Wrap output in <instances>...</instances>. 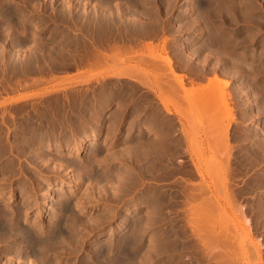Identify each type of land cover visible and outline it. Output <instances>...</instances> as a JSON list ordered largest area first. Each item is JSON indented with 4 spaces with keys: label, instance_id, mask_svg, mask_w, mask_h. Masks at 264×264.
<instances>
[{
    "label": "rangeland",
    "instance_id": "obj_1",
    "mask_svg": "<svg viewBox=\"0 0 264 264\" xmlns=\"http://www.w3.org/2000/svg\"><path fill=\"white\" fill-rule=\"evenodd\" d=\"M11 1L16 6L18 5V8L23 9L24 15L22 14V16H20V22L25 21V24H27V26L29 25V23L32 24L33 22L38 26L35 31L37 36L33 39L34 41H32V38H30L31 34H28L32 30L29 29V27L27 28L26 26V34H23V39L27 41L25 42L24 40L22 44L16 46L14 48V51H18L19 49V52L23 51L22 54H29L31 48H37L38 55L45 56L47 64L49 63L50 67L52 66V68H50V70H45L42 73L27 75L28 77H22L17 74L12 75L10 73V83L9 80H7V88L4 86H1L0 88V129L2 127L1 131L4 130L3 132L0 131V134L2 133L3 135L4 133L3 136L0 135V150H4V152L2 151L0 153V207H3V210L5 207H7L6 211L8 210V212H10L11 210L12 213H14L13 210L20 211L21 224L32 229H38L39 227H41L44 231L43 236L48 235V230L50 229L53 219L52 217H54L58 213L61 201L68 202L71 205L70 213L65 214L66 219H68V217L74 218L76 215V218L78 217V220H82L81 222L88 228V230L91 229V225H97V222H99V220L103 221L109 218V223L105 225L104 229H102L101 231L94 230L88 235L86 244L84 245L85 247L83 248L82 254L79 257L80 259L85 256V252H87V250L91 249L92 247H99L101 245H104L109 240V238H111V236L112 238H114L113 240H115V242L132 236V238L128 239H131L132 242L134 241L133 243L137 248V252L133 257H131V259L133 260H130V264H196L194 263L192 258L193 247L197 243L199 244V240L195 235H193L194 233L191 230L192 226L190 227V225H192L191 223H195L194 221L196 220H192L194 216L192 215V213H190V210H188L189 206L187 208L188 204L186 205V203L187 201H189L190 197L197 193L196 187L204 185V189L206 188L208 190L205 193L208 194V192H210L209 195L211 194L213 200L211 199V196L210 199L212 201H215L222 208L224 214L229 220V224L233 226L231 228L229 226V229H232L235 235H232V231L230 230L231 234H228L230 236H227V240H231V238H235L237 240L236 235L239 232L238 237H241L243 231L246 233L243 235L245 237H248V231L246 229L245 223H242L243 220L241 221L239 218H236V216L233 215L231 209L228 208L224 203V200L220 195L222 191L219 194V191L217 192V190H215L216 188H213V185L216 184V182H214V178L217 177V182L219 183L223 182V179L220 175V171H222V168L221 166H219V169H216L215 166V163L218 164L220 160L223 159V156H221L220 159V155L222 153H220L221 151L218 148V145H216L215 143V145L213 146V141H208V139H210V136L208 137L207 133L209 135V132L204 129L207 136V140L205 141L204 135L202 134L201 130H199L200 128H204L203 125H201V121L200 123L198 122L200 119L196 121L189 115L187 111L177 113L172 106H169L170 112H167L163 109L157 97L159 87H154L155 84L153 83V78H151L150 75L162 73L160 74L162 75V80L167 81L174 88L178 89V96H175L177 99L183 97V89H180L179 91V87L175 83H173V81H171V76L169 79H167L169 75H172V80H175L174 75H183L184 89H199V87L201 86L203 87L205 85H208L211 79L217 76L218 78H221V80L229 82L228 91L233 97V108L235 110L234 114L240 117L241 113L243 112L242 105L244 104V107L249 108V104L247 103V101H244L242 98V102L239 103L236 98V86L241 79V76H247L250 81L254 80V84L257 82L255 84V89L257 88V90L253 88L254 93L258 91V94L261 93L259 97L264 96V0H24L27 3H25L23 0ZM101 1L103 2V4ZM21 2L22 4H20ZM99 3L101 6H104L103 8H105L107 12H109L111 16L110 20L107 21L104 18L97 17V12H99L100 10L98 6ZM127 6H131V8H128ZM33 9H35V11ZM131 9L133 11H131ZM126 10H130V15L131 13H133V16L127 18L125 16ZM25 19H27V21ZM16 24H11L10 22L8 23L7 21H4V19L0 18V47L2 46L3 48H5L6 52L9 51L10 48L11 50L13 49L12 42L14 41L16 32L18 33V31H21L20 29H18V25V27L15 26ZM148 31L150 32V35L146 34ZM25 35H28L30 39L26 38L27 36ZM144 43H146V45ZM148 44L156 46L159 50H161L162 46L165 47L168 55L171 57L172 61H174V74L169 73L166 70L165 65H163L165 68L163 69L164 73H166L165 76H167V78H164L162 68L155 69V67H163L162 65L158 64V66H156V63L163 64V61H156L154 59L152 61V59L148 58L145 55L146 51L144 50ZM96 47H98V49H101V52L106 55L117 53L116 48L120 49L118 57H120L122 61H125V59L129 61L128 62L126 60L123 65L120 64L122 69L124 67L127 68L135 64L140 68L144 67L148 75L150 74V81L151 83H153V86L151 84L152 87L148 88L138 84L137 81L130 78H116V74L121 71L120 69H118L119 71H113L110 68L104 67L102 65H100L102 67H99V65H97L95 67L99 68H95L94 70H92L93 66H90L92 68L90 69L89 66L83 65V63L81 62H85V64L90 63L89 50ZM61 50L62 52H60ZM63 50H66L67 52L65 51V53L63 52ZM109 50L111 51V53ZM141 50L144 51L143 54ZM189 54H191V56ZM123 57L124 60L122 59ZM139 57L141 59H139ZM147 59H149L150 61ZM153 62L155 63L154 67L152 66ZM78 64L79 66H77ZM250 64H252L253 66H250ZM84 66L87 67L86 70ZM242 66H246L247 68H243ZM241 68L243 69L241 70ZM249 68L251 69V72ZM89 70H92V73H90L91 71ZM84 71L85 73L89 72L90 74L86 76L84 74ZM153 71H155L156 73H152ZM113 73L116 76H114ZM113 83L117 85H114ZM161 85H164V87L161 86L162 88L166 87L163 83ZM117 86L118 88H116ZM3 88H6V90H4ZM113 89L114 92H112V102L105 111H102V109H100L102 108L100 104L101 98ZM119 91H123V93ZM115 92H118L117 94L119 97L117 96V94H115ZM125 92H127L128 94H124ZM43 93L47 94L48 98H51L49 99V101L51 100V106H54L56 104V96L59 95V93H63V95H65L64 99L66 101H64L65 107H68L67 109L65 108L66 114L70 116L69 122H72L69 123V127L66 129L62 144L57 145L56 137H53V142L45 146V148H40L36 145L35 142L32 143L31 141H28V143L31 142L29 143L30 146L27 144V142V145L25 146L26 148L27 146L31 148H29V150H27L26 152H31H28L26 154L25 152L18 149L20 143L18 144V140H15L14 138L15 128L18 125L17 121L19 120L20 116L23 115V113L16 112L14 108L9 107L8 104L13 103L14 100L19 97L34 96ZM122 94L123 96H127V99L126 97L122 99ZM52 98H54L55 100ZM254 99L255 98H253V109L257 110L258 108H256V101H254ZM30 100V104L36 103V100ZM3 106H6V108L4 109ZM80 112H82V114ZM139 113L140 115H142L141 117L137 116L139 115ZM210 113L212 117L210 118L211 121L209 119L210 116H208L207 114H205L206 117L204 115V117L202 116L203 118H205V120H202V122H204V126L207 125V128L209 121L210 125L212 126L221 124V113H216L215 110H212ZM80 115L81 117H83V119L80 118ZM187 115H189L191 118H188ZM144 116L147 118V120L142 121L141 119H146ZM2 117L3 119H1ZM155 118L157 121L155 120ZM80 120L84 123L85 129H81L80 134L78 132L77 135L73 136V134L76 133L77 130H79L78 127L81 126L79 124ZM261 120H264V118H262ZM237 121L233 122L237 123ZM133 122L134 124H132ZM211 122L214 124H212ZM150 123H152V127L149 126ZM235 123H232L233 127L234 125H236ZM247 125L250 126V123L244 122L243 124V122H241L240 126H243L244 128ZM260 125L263 128L264 122H260ZM13 126H15L14 129ZM157 126L159 129L157 128ZM131 127L132 129H129ZM137 127L140 129V131ZM152 129H155L154 131H156L157 129L158 130L157 132H154ZM163 131H165L166 134ZM160 133L163 134L161 135ZM159 135H161L160 138ZM155 136H158V138ZM154 137L157 138V141H155ZM80 138L84 139V148L79 155H72V148H74V145ZM163 138H165L166 140H163ZM162 140L163 142L166 141V143L164 142V144ZM150 142L151 145L148 147L151 148L148 149L147 147L145 150L142 149V151L145 152L148 149L149 152H151L149 153L147 150L146 155V153L141 151L140 156H138L136 154V149H141L140 144H143L142 146H144L146 144L149 145ZM156 142L158 144L162 143L164 148H161V144V146L159 145L160 149L157 150L155 147L154 149H156L157 151H153L152 145L154 146L155 144H157ZM2 143L4 145L6 144V146L2 145ZM12 143L13 145H11ZM24 143L25 142H23V144ZM132 145H134L135 147H131ZM137 145L139 146V148L136 147ZM165 146H168V148ZM10 147H12V149H14L15 147L14 150H17V152H13L12 150L11 153ZM92 147L95 149H92ZM171 147L172 149L174 148L173 151ZM211 147H214L215 151ZM178 148H181V150H177ZM5 150H9L10 153L9 151H7L6 153ZM130 150L136 151L134 153L133 151L132 153H130ZM168 151L170 154L168 153ZM174 151L176 152L175 154L173 153ZM21 152L23 154L18 155V153ZM215 152L216 154H214ZM2 153H5L6 156ZM160 153H162V156L160 155ZM212 153L214 155H212ZM217 153H220V155L218 156ZM131 154H136L139 159L142 155H145L143 157H145L147 161L144 162H148L147 164L149 165H153L152 160L150 159L153 156L152 159L155 157L153 161L155 160L156 163L158 162V168L162 166L159 169H155H158L157 171H159H156L155 175L148 176L145 177L146 179L142 178V180H139L140 183L138 181L136 184L137 187L135 185L133 186V189L132 187L129 188L126 185L128 181L127 178L128 176H131L129 174L133 172L131 171L134 168L133 166L137 165L135 166L137 168L141 166V161L136 158V155L132 157ZM149 154H151V157ZM164 154L165 156L163 157ZM159 157L161 158L159 159ZM12 159L13 161H10ZM161 159H163L164 161H161ZM203 159L205 160V163H203ZM212 159L215 160V163L212 161ZM199 160L203 166V168H201L200 170L202 174L199 175L194 171L196 176L198 175L197 178L196 176L194 178L193 176L189 175L188 167L189 165H191L192 170H194L192 164L193 162L198 163ZM132 162L134 163V165ZM62 164L64 167L61 166ZM90 164L93 169H91V167L89 166ZM209 164H211V166H209ZM208 167L211 170H215L209 171ZM51 168L52 170H50ZM137 168H135L134 170H136ZM207 170L208 173L206 172ZM218 170L220 173L218 172ZM214 172L216 173L215 175ZM96 174L98 175L96 176ZM114 174L115 176L113 177ZM256 174V169H252L249 171V173L237 179L238 183L242 181L239 183L240 185H242V187L245 183H247V185L248 183L250 184L249 186H247L246 184L244 185L243 188L245 192H243V194L246 192L247 193L244 194L245 196L243 195V200H239L240 202L237 201V205L239 210H241V212H243L244 214L246 213V217L252 220L251 224L254 225L255 223V225L252 226V230L249 232V236L252 243L256 244L258 249H260V247L262 248L259 250V254L253 256V259L249 255L247 256L244 254H240L239 257L238 255L233 257L230 255L228 258L229 261L227 260L228 264H230L229 262L231 261V259V263L234 261L236 262L235 264H264V247L260 245V243L262 244L264 242V223H262L264 219H261L264 217V213L260 212L264 211L262 210L264 208L262 207V209H259V207L261 206L257 204L259 198H257L256 195L259 196L261 194V192H258L260 189L258 188L257 191V187L254 186L256 184L251 186L253 184L252 181L256 183L255 179H258ZM94 175L96 179H99L97 178L98 176H106L110 177L113 180L109 178L110 181L108 182L107 179L105 181L106 177H100V180L101 178L102 180L104 179L103 182L101 180L100 183L96 184V182H99L100 180L96 181L95 177H92ZM252 175L254 176V180L252 178ZM246 176L247 178H245ZM115 177H117V180L118 177H121L122 181L120 178V182L115 183ZM211 177L213 178L211 179ZM124 178L125 180L127 179L126 182L123 181ZM210 180L213 182L211 183ZM204 182L207 185L204 184ZM115 184H120L121 186H116ZM123 184H125L126 187ZM108 185L111 186L109 187ZM240 185L238 186L241 187ZM219 186L221 187V184H218L216 187ZM245 187H251L250 189H252L253 187L254 190L256 189V192L253 189V191H250L249 188L246 189ZM113 189L115 190V192ZM194 190L196 193H192ZM248 191L252 192V195L255 194V196L250 195V192L248 193ZM120 194L122 195L120 196ZM247 194L252 197L248 196ZM197 198L199 199V197ZM163 199L166 201H162ZM244 199L246 202L244 201ZM251 199H253V201ZM198 202L199 201L197 200V203ZM247 202L249 203V206ZM255 205L258 206L256 207ZM134 208L136 209V211L132 213V210ZM252 210H254V213H251ZM257 212L259 213L256 216L255 213ZM150 217H152V221L150 220ZM256 218L258 219L259 223L256 221ZM77 219L74 218V220L71 219L70 221L69 218L68 223H76ZM259 219H261L262 221ZM149 220L152 222V225H148V227L150 226V228L148 229V227H145L144 224L147 225V222ZM86 223L88 226L86 225ZM149 223L150 222H148V224ZM143 225L144 228H147V231L146 229H143ZM234 229L236 230V232L234 231ZM252 231H255L256 233ZM72 233L73 232H71V235L69 234L71 238H68L69 236L67 235L66 238L72 239ZM83 235L84 232L78 234L76 233L74 237L78 239ZM85 236H87V234H85ZM228 237L231 238L229 239ZM259 238L260 241H258ZM2 255L3 251L0 252V264H65V259L62 260L60 259V257L55 258L51 255H45V257L41 256V258L33 256H25V258L17 257L11 262L9 260L10 255H8L7 257ZM169 257L171 258L169 259ZM173 257H175V260H173ZM165 259H168V262ZM57 261L59 263H56ZM75 261H77V258L72 257L69 264H73L75 263ZM212 263L213 262L210 261L207 264Z\"/></svg>",
    "mask_w": 264,
    "mask_h": 264
},
{
    "label": "bare ground",
    "instance_id": "obj_2",
    "mask_svg": "<svg viewBox=\"0 0 264 264\" xmlns=\"http://www.w3.org/2000/svg\"><path fill=\"white\" fill-rule=\"evenodd\" d=\"M24 1V0H23ZM100 1V0H99ZM25 2V1H24ZM43 2V1H42ZM57 2V1H56ZM102 2V1H101ZM27 3V2H25ZM30 3V2H29ZM28 3V4H29ZM41 3V2H40ZM22 4V2L20 3ZM24 4V3H23ZM86 4V3H85ZM103 4V2H102ZM122 4V3H121ZM115 5V4H114ZM18 6V5H17ZM14 3H12L11 0H0V18L4 19V21H7L8 23L10 22L11 24H16L15 26L18 27V29H20L21 31L18 33L16 32V35H15V38H14V41L12 42L13 44V49L11 50V48L9 49V51L6 52L5 48H3L2 46L0 47V88L1 86L3 87H6L7 88V85H8V82L7 80H9V83H10V73L12 75H20L22 77L24 76H27V75H31V74H38V73H42L43 71L45 70H50V68H52V66L50 67L49 63L47 64L46 62V58L45 56H39L38 55V50L37 48H31L30 51H29V54L28 53H25V54H22L23 51H20L19 52V49L18 51H14V48L16 46H18L19 44H22V42H24L25 39L23 34H26L25 31H26V26L27 24H25V21H21L20 22V16H22L23 14V9L21 8H18ZM23 6V5H22ZM99 12H97L98 14V18H104L105 20H110V14L109 12H107L105 10V8H103L104 6H101L100 3H99ZM133 6V5H132ZM34 7V5H33ZM68 7V6H67ZM82 7V6H81ZM97 7V5H96ZM102 7V8H101ZM128 7V6H127ZM126 7V8H127ZM70 8V7H69ZM78 8V7H77ZM121 8V7H120ZM119 8V9H120ZM128 8H131V6H129ZM210 9V8H209ZM31 10V9H30ZM35 11V9H33ZM97 10V11H98ZM121 10V9H120ZM33 11V12H34ZM131 11H133L131 9ZM38 12V11H37ZM218 13V12H217ZM133 13H131L130 15V10H126L125 11V16L128 18L130 16H133L132 15ZM24 15V14H23ZM39 15V14H38ZM152 16V15H151ZM125 17V18H126ZM213 18V17H212ZM112 19V18H111ZM27 21V19H25ZM135 20V19H134ZM210 21V20H209ZM36 23V22H35ZM203 23V22H202ZM70 25V24H69ZM87 25V24H86ZM206 25V24H205ZM72 26V25H71ZM125 26V25H124ZM29 27V29H31L28 33V34H31L30 35V38H32V41H34L33 39L36 38L37 34H36V28L38 27L36 24H34L32 22V24L29 23V25L27 26V28ZM82 27V26H81ZM105 27V26H104ZM225 28V27H224ZM79 29V28H78ZM85 29V28H84ZM209 29V28H208ZM38 30V29H37ZM76 30V29H75ZM67 31V30H66ZM213 31V30H212ZM9 32H13V31H9ZM8 32V33H9ZM202 32V31H201ZM7 33V34H8ZM146 34L150 35V32L148 31ZM4 35V34H3ZM77 35V34H76ZM23 36V37H22ZM27 36L26 38H29L28 35H25ZM67 36V35H66ZM103 36V35H102ZM65 37V36H64ZM29 38V39H30ZM71 38V37H70ZM63 39V38H62ZM76 39V38H75ZM27 40H25L26 42ZM31 41V40H30ZM36 41V40H35ZM75 41V40H74ZM108 41V40H107ZM120 41V40H119ZM210 41V40H209ZM136 42V41H135ZM211 42V41H210ZM215 42V41H214ZM29 43V42H28ZM101 43V42H100ZM110 43V42H109ZM208 43V41H207ZM57 44V43H56ZM146 45V43H144ZM210 44V43H209ZM208 44V45H209ZM59 45V44H58ZM57 45V46H58ZM93 45V44H92ZM100 45V44H99ZM213 45V44H212ZM211 45V46H212ZM34 46V45H33ZM144 46V45H143ZM214 46V45H213ZM12 47V46H11ZM21 47V46H20ZM102 47V46H101ZM135 47V46H134ZM160 48V47H159ZM53 49V48H52ZM70 50V49H69ZM112 50V49H111ZM115 50V49H114ZM119 50L120 49H117L116 48V52L117 53H114L112 54L111 51H110V55H106L104 53L101 52V49H98V47L96 48H91V50H89L90 54H89V59H90V63H86L85 62H81L83 63V65H86V66H93L92 68L90 67V69L94 70L95 68H99V67H107V68H110L112 69L113 71L114 70H118L120 69L121 71L118 73V74H114V76H116V78H120V79H124V78H130L132 80H135L138 82V84L142 85V86H145V87H148V88H151L153 86V83L155 84L154 87L156 88V86L159 87V92L157 94V97L163 107V109L167 112H170V109H169V106H172L175 111L177 113H182V112H188L189 115L195 119L196 121H198L199 119V123L201 121V125H203V129H199L201 130L202 134L204 135V138H205V141L207 140V136L210 138L208 139L213 141V146L215 145H218V148L220 149V153H222L220 155V153L218 154V156L220 155V159H221V156H223V159L220 160V162L217 164L215 163V160L212 159V161L215 163V166H216V169H219V166H221L222 168V171L221 172V178L223 179V182L219 183L217 182V175L215 176L216 178H214V182H216V184H221V187H216L217 185L214 184L213 188H216L215 190H217V192L220 194L221 192V196H222V199L224 200V203L227 205L228 208L231 209L233 215L236 216V218H239L242 223L244 222L245 223V226H246V229L248 231V237H245L243 234H246L243 230V234H241L242 236L241 237H238L239 235V232L238 234L236 235L237 236V240L235 238H231V237H228L229 239L231 238V240H227V236H230L228 234H231L232 235H235L233 230L232 229H229V226L230 228L233 227L229 224V220L227 219V216L224 214L222 208L215 202V201H212L213 200V197L211 196V194L209 195L210 192L205 193L207 192L208 190L204 189V185L202 183L203 186H198L196 187V191L197 193L195 192V190L192 192V193H196L194 195H196L197 197H199V199L196 197V196H191V200L189 198V201H187L186 205H187V208L189 206V209L190 210V213H192V215L194 216V218H192V220H196L194 221L195 223H191L189 220V222L192 224L190 225V227L192 226L191 230L193 231V235L196 236V238L199 240V244L195 245L193 247V261L194 263L196 264H207L209 263L210 261H212L213 263L212 264H228L227 260L229 258V256L231 255L232 257L233 256H236L240 254H244V255H249L252 259H253V256H256L257 254H259V250L262 248L260 247V249H258L257 245L252 243L251 241V238L249 236V232L252 230V226L254 225L251 224L252 223V220H250L249 218L246 217V213L244 214L243 212H241V210H239L238 208V205H237V201H241L243 200V195L246 194L243 192L244 191V185L247 183H245L242 187V185H240L239 183L242 182L240 181L238 183L237 179L241 178L242 176L246 175L247 173H249L250 170H254L256 169V175L258 177V179H255L256 183L253 182V184L251 186L254 185L255 187H257V191H258V188L261 190H259L258 192H261V194L257 196L258 199V203L259 206V209L262 207L264 208V127L262 128L261 125H260V122L262 123V121L264 122V120H261L262 118H264V96H261L259 97V95L261 94H258L259 92L256 91V93H254V90L253 88L255 89V84L257 83H253L254 80L250 81V79H248L247 76H241V79L239 80L237 86H236V89H237V93L236 94V98H237V101H239V103L242 102V98L244 101H247V103L249 104V108H246L244 107V104L242 105L243 106V112L241 113V116L238 117L234 114L235 110L233 108V97L231 95V93L228 91L229 90V82L227 81H223L221 80V78H218L217 76H215L213 79H211L210 83L208 85H205V86H201L199 87V89H184V84H183V80H184V76L183 75H174L175 77V80L173 79L172 80V75H169L168 78L167 76H165L166 73H164V69L166 68V70L171 73V74H174V64L171 59V57L168 55L166 49L164 46H162L161 50H159L156 46H152L151 44H148L146 47H145V50L146 51L145 55L154 60H161L163 61V64L162 63H156V66L158 65H165V68L164 66L161 67H155L156 68H162L163 70V74H164V78L166 77L167 79L170 78L171 76V81H173V83H175L178 87H179V91L180 89H183V93L182 94V98L180 97L179 95V99H177L176 97L178 96V89L174 88L171 84H169L167 81H163L162 80V73H157V74H153V75H150L151 78H153V83H151L150 81V76L148 75V73L145 71V68L142 67L140 68L138 65H133V66H129L126 67L127 68H123L120 66L123 65L125 63V61L127 59H125V61H122L120 57H118L119 55ZM55 51V50H54ZM66 51V50H65ZM63 50V52H65ZM142 54H143V52ZM215 51V50H214ZM221 51V50H220ZM47 52V51H46ZM62 52V50L60 51ZM67 52V51H66ZM65 52V53H66ZM74 52V51H73ZM161 54H160V53ZM58 53V51H57ZM84 53V52H83ZM86 53V51H85ZM107 53V52H106ZM42 54V53H41ZM64 54V53H62ZM61 55V53H60ZM59 55V56H60ZM191 56V54H189ZM208 55V54H207ZM211 55V54H210ZM215 55V54H214ZM218 55V54H217ZM47 56V55H46ZM124 56V55H123ZM212 56V55H211ZM87 57V56H85ZM141 57V55H140ZM139 57V59H141ZM146 57V58H147ZM83 58V57H82ZM131 58V57H130ZM73 59V58H72ZM88 59V58H87ZM88 59V60H89ZM124 60V57L122 58ZM132 59V58H131ZM129 59V60H131ZM245 59V58H244ZM50 60V59H49ZM64 60V58H63ZM81 60V59H80ZM87 60V61H88ZM149 60V59H147ZM145 60V61H147ZM224 60V59H223ZM228 60V59H227ZM68 61V60H67ZM128 61V60H127ZM150 61V60H149ZM154 61V62H156ZM89 62V61H88ZM129 62V61H128ZM153 62V67H154V63ZM160 62V61H159ZM239 62V61H238ZM51 63V62H50ZM76 63V61H75ZM77 63H78V60H77ZM80 63V65H81ZM139 63V62H138ZM247 63V62H246ZM252 63V62H251ZM141 64V63H140ZM145 64V63H144ZM152 64V63H151ZM149 64V65H151ZM158 64V65H157ZM227 64V63H226ZM53 65V64H52ZM82 65V66H83ZM99 65V67H95ZM102 65V66H100ZM231 65V64H230ZM239 65V64H238ZM242 65V64H241ZM252 64H250L251 66ZM49 66V67H48ZM54 66V65H53ZM66 66V65H65ZM79 66V64L77 65ZM227 66V65H226ZM236 66V65H235ZM253 66V65H252ZM85 67V66H84ZM121 67V68H120ZM241 67V66H240ZM243 67V66H242ZM246 67V66H244ZM243 67V68H244ZM249 67V66H248ZM87 67H85V70H86ZM144 68V69H143ZM164 68V69H163ZM241 68V70L243 69ZM247 68V67H246ZM153 69V68H152ZM229 69V68H228ZM234 69V67H233ZM250 69V68H249ZM92 70H89L91 71L90 73H92ZM154 70V69H153ZM237 70V69H236ZM260 70V69H258ZM88 71V70H87ZM119 71V70H118ZM148 71V69H147ZM165 71V72H167ZM240 71V70H239ZM245 71V70H244ZM257 71V70H256ZM51 72V71H49ZM116 72V71H115ZM151 72V71H150ZM155 71H153L152 73H154ZM243 72V71H242ZM247 72V71H246ZM250 72H251V69H250ZM89 72H86L84 71V74L87 76L90 74ZM151 73V74H152ZM156 73V72H155ZM249 73V72H248ZM256 73V72H255ZM83 74V75H84ZM238 74V73H237ZM257 74V73H256ZM82 75V74H81ZM153 76V77H152ZM28 77V76H27ZM84 77V76H83ZM239 77V76H238ZM256 77V76H255ZM9 78V79H8ZM13 78V77H12ZM254 78V77H253ZM60 79V78H59ZM42 80V79H41ZM55 80V78H54ZM58 80V79H57ZM117 80V79H116ZM235 80V79H234ZM47 81V80H46ZM51 81V80H50ZM175 81V82H174ZM18 82V81H17ZM36 82V81H35ZM15 83V82H14ZM24 83V82H23ZM34 83V82H33ZM39 83V82H38ZM37 83V84H38ZM117 83V82H116ZM165 84V88H162L161 86L164 87V85H161V84ZM16 84V83H15ZM35 84V83H34ZM60 84V83H59ZM114 85H117L115 83H113ZM152 84V86H151ZM23 85V84H21ZM36 85V84H35ZM112 85V83H111ZM234 85V84H233ZM16 87V86H15ZM23 87V86H22ZM110 87V86H109ZM113 87V85H112ZM157 87V89H158ZM259 87V85H258ZM6 88H3L4 90H6ZM118 88V86L116 87ZM194 88V87H193ZM261 88V87H260ZM14 89V88H13ZM109 89V88H108ZM120 89V87H119ZM188 89V90H187ZM118 90V89H117ZM257 90V88L255 89ZM259 90V89H258ZM9 92V91H8ZM112 92H114V89L113 90H110L108 93H106L102 98H101V107L100 109H102V111H105L108 106L110 105V103L112 102ZM119 92H122L123 91H119ZM129 92V91H128ZM156 92V91H155ZM236 92V91H235ZM264 92V91H263ZM7 93V92H6ZM80 93V92H79ZM99 93V92H98ZM118 93V92H117ZM115 92V94H117ZM127 92H125L124 94H126ZM3 94V93H2ZM58 94V93H57ZM76 94V93H75ZM114 94V93H113ZM128 94V93H127ZM131 94V93H129ZM177 95V96H176ZM53 96V95H52ZM56 96V94H55ZM64 96L63 93H59V95H57V99H56V104L54 106H51L50 102L51 100L49 101V99L51 98H48L47 97V94H39V95H34V96H23V97H19V98H15L16 100H14L13 103H10L8 104L9 107L11 108H14V110L16 112H21L23 113L22 116H20L19 120L17 121L18 125L17 127L15 128V140H18V144L20 145L19 146V150L20 151H23L25 152L26 154L28 152H31V151H28L26 152L27 150H29V143H33L35 142L36 145L40 148H45V146L49 145L50 143H52V139L53 137H56V143L57 145L59 144H62V140H64V137H65V133H66V129L69 127V123H71L72 119L70 120L71 122H69V117L68 114H66V110H65V99H64ZM118 96V94H117ZM116 96V97H117ZM129 96V95H128ZM176 96V97H175ZM115 97V96H114ZM119 97V96H118ZM126 97L127 99V96H123L122 94V99H124ZM66 98V97H65ZM69 98V97H68ZM253 98L254 101H256V108H258L257 110H254L253 109V105H254V102H253ZM262 100H261V99ZM30 99H33V100H36L33 104H30ZM54 99V98H52ZM73 99V98H72ZM118 99V98H117ZM251 99V100H250ZM30 100V101H29ZM55 100V99H54ZM53 100V101H54ZM119 100V99H118ZM52 101V102H53ZM75 101V100H74ZM78 101V100H77ZM120 101V100H119ZM66 102V101H65ZM121 102V101H120ZM55 103V102H54ZM68 103V102H67ZM122 103V102H121ZM119 104V103H118ZM235 104V103H234ZM127 105V104H126ZM241 105V104H240ZM85 106V105H84ZM121 106V105H120ZM187 106V107H186ZM248 106V105H247ZM4 107V106H3ZM80 107V106H79ZM6 108V106L4 107V109ZM68 108V107H67ZM66 108V109H67ZM98 108V107H97ZM172 108V109H173ZM91 109V108H90ZM99 109V110H100ZM125 109V108H124ZM187 109V110H186ZM98 110V109H97ZM122 110V109H121ZM120 110V111H121ZM145 110V109H144ZM212 110H215L216 113H221V124L219 125H216V126H212L210 125V121L212 118L211 117V111ZM1 111V110H0ZM95 111V109H94ZM137 111V110H136ZM175 112V113H176ZM82 114V112H80ZM91 113V112H90ZM132 113V112H131ZM142 113V112H140ZM137 115L138 117H141L142 115ZM187 113V114H188ZM215 113V114H216ZM117 114V113H116ZM186 114V113H185ZM207 114L210 119L209 123H208V127L206 128V126H204V122H202V120H205V118H203L204 116L206 117ZM214 114V115H215ZM123 115V114H122ZM187 115V117L189 118L190 116ZM204 115V116H203ZM3 116V115H2ZM9 116V115H8ZM84 116V115H83ZM135 116V115H134ZM136 116V117H137ZM154 116V115H153ZM203 116V117H202ZM137 117V118H138ZM145 117V116H144ZM190 117V118H191ZM17 118V117H16ZM80 118L83 119V117H81L80 115ZM79 118V119H80ZM146 118V117H145ZM150 118V117H149ZM153 118V117H152ZM202 118V119H201ZM208 118V117H207ZM206 118V119H207ZM215 118V117H214ZM219 118V117H218ZM239 118V119H238ZM3 119V117L1 118ZM81 119V120H82ZM121 119V118H120ZM134 119V117H133ZM139 119V118H138ZM192 119V120H193ZM238 119V121H237ZM79 122V124L81 126H79V130H77L76 133L73 134L74 135H77L78 132L80 134V131L81 129H83L85 127L84 123L83 122ZM91 120V119H90ZM142 121H145L147 120L146 119H141ZM156 120V118H155ZM241 120V121H239ZM261 120V121H260ZM157 121V120H156ZM194 121V120H193ZM233 121H237V123L233 122ZM8 122V121H7ZM99 122V120H98ZM138 122V121H137ZM140 122V121H139ZM148 122H149V119H148ZM147 122V123H148ZM152 122V120H151ZM155 122V121H154ZM241 122H247V123H250V126H245L243 128V126L241 127ZM196 123V122H195ZM212 123V122H211ZM216 123V122H215ZM232 123H235L236 125H234V127L232 126ZM4 124V123H3ZM92 124V123H91ZM131 124V123H130ZM134 124V122L132 123ZM152 123H150L149 126H151ZM214 124V123H212ZM5 125V124H4ZM15 125V124H14ZM155 125V124H154ZM198 125V124H197ZM263 125V124H262ZM16 126V125H15ZM13 126V129L14 127ZM156 126V125H155ZM199 126V125H198ZM197 126V127H198ZM134 127V126H133ZM140 127V126H139ZM152 127V126H151ZM190 127V126H189ZM135 128V127H134ZM138 128V127H137ZM158 128V126H157ZM163 128V127H162ZM196 128V127H195ZM85 129V128H84ZM129 129H132L129 128ZM159 129V128H158ZM157 129V130H158ZM164 129V128H163ZM162 129V130H163ZM166 129V128H165ZM184 129V128H183ZM209 132V135L207 133V136H206V131ZM208 129V130H207ZM2 130V127L0 129V131ZM74 130V129H73ZM72 130V131H73ZM138 130L140 131V129L138 128ZM137 130V131H138ZM144 130V129H143ZM147 130V129H146ZM153 130V129H152ZM155 130V129H154ZM153 130V131H154ZM154 131V132H157ZM161 130V129H160ZM192 130V129H191ZM4 131V130H3ZM1 131V132H3ZM69 131V130H68ZM131 131V130H130ZM186 131V130H185ZM145 132V131H144ZM159 132V131H158ZM165 132V131H163ZM189 132V131H188ZM186 132V133H188ZM199 132V131H198ZM68 133V132H67ZM72 133V132H70ZM91 133V131H90ZM142 133V132H141ZM139 134V133H138ZM137 134V135H138ZM153 134V133H152ZM157 134V133H156ZM161 135L163 133H160ZM166 134V132H165ZM1 136L2 133L0 134ZM143 135V134H142ZM159 135V138L160 136ZM71 136V135H70ZM141 136V135H140ZM76 137V136H75ZM134 137V136H133ZM143 137V136H142ZM158 138V136H155ZM155 141H157V138H155ZM17 138V139H16ZM149 138V137H148ZM162 138V137H161ZM166 138V137H165ZM163 138V140L165 139ZM141 139V138H140ZM139 139V140H140ZM167 139V138H166ZM165 139V140H166ZM3 140V139H2ZM83 138H80L78 140V142H76V144L74 145V148H72V152L71 154L72 155H79L81 153V151L83 150L84 146H83ZM135 140V139H134ZM162 140V142H163ZM28 141H31L28 143ZM159 141V140H158ZM161 141V140H160ZM204 141V142H205ZM219 143H217V142ZM23 142H25L23 144ZM29 145H27L26 144ZM65 142V141H64ZM138 142V141H137ZM166 143V141H164ZM163 142V143H164ZM203 142V141H202ZM4 143V142H3ZM2 143V145H4ZM142 143V142H141ZM148 143V142H147ZM157 143V142H156ZM164 143V144H165ZM1 144V143H0ZM23 144V145H21ZM136 144V143H135ZM140 144V143H139ZM146 144V143H144ZM153 144V142H152ZM155 144V143H154ZM162 143L160 144H155L154 146L152 145L153 147V151H155L156 149H160L159 147L161 146ZM170 144V143H169ZM13 145V143L11 144ZM10 145V146H11ZM143 144H140V148L141 149H136V154L138 156H140V153L143 150H145L148 146L151 145V142L149 145H144L142 146ZM158 145V146H156ZM160 145V146H159ZM167 145V144H166ZM172 145V144H171ZM170 145V146H171ZM190 145V144H189ZM6 146V144L4 145ZM17 146V145H15ZM134 145H132L131 147H133ZM169 146V145H168ZM168 146H165L168 148ZM192 146V145H191ZM135 147V146H134ZM136 147L139 148V146L137 145ZM156 147V149H154ZM189 147V146H188ZM3 148V146H2ZM5 148V147H4ZM8 148V146H7ZM17 148V147H16ZM39 148V149H40ZM151 148V147H148V149ZM162 149L164 148L163 147V144H162ZM192 148V147H191ZM213 148V150L215 151V148L214 147H211ZM15 149V147H14ZM14 149H12V147H10V151L12 153V150L13 152L15 151ZM92 149H95L92 147ZM132 149V148H131ZM134 149V148H133ZM147 149V150H148ZM166 149V148H165ZM170 149V148H169ZM172 149V147H171ZM174 149V148H173ZM172 149V151H173ZM181 150V148H178L177 150ZM190 149V148H189ZM18 150V151H19ZM147 150L144 152L146 153ZM156 150V151H157ZM168 150V149H167ZM176 150V149H175ZM176 150V151H177ZM202 150V149H201ZM4 152V150H2ZM0 150V153L2 152ZM9 151V150H7ZM7 151L5 150V152L7 153ZM9 151V153H10ZM128 151V150H127ZM131 151V150H130ZM133 151V150H132ZM132 151L130 153H132ZM133 151V153L135 152ZM139 151V152H138ZM166 151V150H165ZM191 151V150H189ZM193 151V150H192ZM212 151V152H214ZM17 152V150L15 151ZM37 152V151H36ZM46 152V151H44ZM149 152V150H148ZM151 152V151H150ZM149 152V153H150ZM167 152V151H166ZM178 152V151H177ZM202 152V151H201ZM217 152V151H216ZM216 152L214 154H216ZM33 153V152H32ZM142 153V154H144ZM155 153V152H154ZM159 153V152H158ZM169 153V151H168ZM167 153V154H168ZM174 154L176 153L175 151L173 152ZM191 153V152H190ZM200 153V152H199ZM3 154V153H2ZM1 154V156H2ZM5 154V153H4ZM3 154V155H4ZM17 154V153H16ZM20 154H23L22 152L21 153H18V155ZM45 154V153H43ZM135 154V155H136ZM162 153H160L161 155ZM170 154V153H169ZM168 154V155H169ZM178 154V153H177ZM212 153V155H214ZM10 155V154H9ZM8 155V157H9ZM12 155V154H11ZM123 155V154H122ZM132 155V154H131ZM135 155H132L135 156ZM136 155V158H138V156ZM147 155V153H146ZM150 157H151V154H149ZM159 155V156H160ZM6 156V154H5ZM13 156V155H12ZM45 156V155H44ZM115 156V154H114ZM127 156V155H126ZM145 155H142L141 158L139 159L141 162V166L140 167H135L133 166L134 163H133V172H131V176H128V181L127 179L123 181H127V186L130 188L132 187L133 189V186H135L137 184V182L139 180H142V178L144 179L145 177H148V176H153L155 175L156 171L161 168L162 166H160L158 168V162L156 163L155 160L153 161V158L152 157L150 158L152 160V164H147L146 162L144 161H147V159H145V157H143ZM156 156V155H155ZM162 156V155H161ZM165 156V154L163 155V157ZM167 156V155H166ZM173 156V155H171ZM216 156V157H218ZM4 157V156H3ZM1 157V158H3ZM27 157V156H26ZM94 157V156H92ZM157 157V156H156ZM162 157V158H163ZM212 157V156H211ZM161 157H159L160 159ZM168 158V157H167ZM214 158V156H213ZM9 159V158H8ZM26 159V158H25ZM24 159V160H25ZM122 159V158H121ZM158 159V158H156ZM205 159V158H204ZM203 159V163H205ZM111 160V159H110ZM163 159H161L162 161ZM171 160V159H170ZM197 160V159H196ZM201 160V159H200ZM196 163V162H193L192 166L194 168V170H192L191 168V165H187V167L189 168V175L193 176L195 178L196 174L194 173V171L201 175L202 172L200 171L201 168H203L202 166V163L200 162ZM10 161H13L10 160ZM116 161V160H115ZM131 161V160H129ZM150 161V160H149ZM164 161V160H163ZM41 162V161H40ZM47 162V161H46ZM60 162V161H59ZM121 162V161H120ZM119 162V163H120ZM151 162V161H150ZM36 163V162H35ZM34 163V164H35ZM55 163V162H54ZM92 163V162H90ZM113 163V162H112ZM131 163V164H132ZM147 165H146V164ZM208 163V162H206ZM14 164V163H13ZM42 164V163H40ZM45 164V163H44ZM43 164V165H44ZM94 164V163H93ZM60 165V164H59ZM88 165V164H87ZM98 165V164H97ZM128 165V164H126ZM146 165V166H145ZM149 165V166H148ZM158 165V166H157ZM207 165V164H205ZM42 166V165H41ZM40 166V167H41ZM45 166V165H44ZM62 167L63 164L61 165ZM66 166V165H65ZM91 167V164L89 165ZM131 166V165H129ZM167 166V165H166ZM209 166H211V164H209ZM20 167V166H19ZM97 167V166H96ZM124 167V166H123ZM165 167V166H164ZM22 168V167H21ZM49 168V167H48ZM57 168V167H56ZM61 168V167H60ZM72 168V167H71ZM107 168V167H106ZM125 168V167H124ZM127 168V166H126ZM131 168V169H132ZM135 168H137L136 170H134ZM156 168H158L157 170H155ZM207 168V166H206ZM209 168V167H208ZM213 168V167H211ZM20 169V168H19ZM26 169V168H25ZM91 169H93L91 167ZM168 169V168H167ZM21 170V169H20ZM52 170V168L50 169ZM188 170V169H187ZM211 169L209 168V171ZM215 169L211 170V171H214ZM45 171V170H44ZM94 171V170H93ZM104 171V170H103ZM205 171V170H204ZM7 172V171H6ZM17 172V171H16ZM46 172V171H45ZM53 172V171H52ZM51 172V173H52ZM129 172V171H128ZM159 172V171H157ZM175 172V171H174ZM208 173V170L206 171ZM219 172V170H218ZM219 172V173H220ZM5 173V172H4ZM58 173V172H57ZM93 173V172H92ZM96 173V172H95ZM213 173V172H212ZM212 173H209V174H212ZM22 174V173H21ZM24 174V173H23ZM117 174V173H116ZM128 174V173H127ZM216 173L214 172V175ZM252 174V173H251ZM2 175V174H1ZM10 175V174H9ZM13 175V174H12ZM30 175V174H29ZM98 174H96L97 176ZM118 175V174H117ZM116 175V176H117ZM126 175V174H125ZM184 175V174H183ZM250 175V174H249ZM247 175V176H249ZM254 175V174H253ZM252 175V176H253ZM104 176V175H103ZM115 176V174L113 175V177ZM121 176V175H119ZM124 176V175H122ZM212 176V175H211ZM247 176L245 178H247ZM251 176V177H252ZM255 176V175H254ZM254 176L252 177L253 180H254ZM92 177H95L92 176ZM100 177L102 176H98L97 178L99 179H96V181H99L100 180ZM106 177V176H105ZM105 177H102V178H105ZM112 177V178H113ZM130 177V178H129ZM188 177V176H187ZM198 177V175L196 176V178ZM208 177V176H207ZM38 178V177H37ZM36 178V179H37ZM101 178V180H102ZM110 177H106L105 178V181L106 179L108 180V182L110 181L109 180ZM117 180V177H115ZM121 178V177H120ZM118 177V180L114 182L115 183H119L120 182V179ZM203 178V177H202ZM213 177H211L212 179ZM8 179V178H7ZM12 179V178H11ZM10 179V180H11ZM89 179V178H88ZM111 179V178H110ZM146 179V178H145ZM190 179V178H189ZM201 179V178H200ZM249 179V178H248ZM247 179V180H248ZM20 180V179H19ZM90 180V179H89ZM101 180L99 182H96L97 183H100ZM104 180V179H103ZM102 180V182H103ZM113 180V179H111ZM198 180V179H197ZM206 180V179H205ZM204 180V181H205ZM121 181H122V178H121ZM196 181V180H195ZM211 181V180H210ZM220 181V179H219ZM222 181V180H221ZM114 182H111V183H114ZM148 182V181H146ZM213 181H211L212 183ZM245 182V181H243ZM248 182V181H247ZM250 182V181H249ZM35 183V182H34ZM105 183V182H104ZM140 183V181H139ZM138 183V184H139ZM179 183V182H178ZM208 183V182H207ZM223 183V184H222ZM251 183V182H250ZM106 184V183H105ZM122 184V182H121ZM123 184V185H125ZM204 184H206L204 182ZM243 184V183H242ZM40 185V184H39ZM116 186L118 184H115ZM122 185V187H123ZM125 185V187H126ZM140 185V184H139ZM138 185V186H139ZM207 185V184H206ZM211 185V184H210ZM216 185V186H215ZM238 185H240L241 187H239ZM250 184L248 183L247 186H249ZM35 186V185H34ZM109 186V185H108ZM111 186V185H110ZM109 186V187H110ZM118 186H121L120 184ZM152 186V185H151ZM29 187V186H28ZM38 187V186H37ZM137 187V185H136ZM135 187V188H136ZM190 187V186H189ZM208 187V186H207ZM92 188V187H91ZM134 188V189H135ZM141 188V187H139ZM177 188V187H176ZM219 190H218V189ZM221 188V189H220ZM246 188V187H245ZM249 188V187H247ZM246 188V189H247ZM251 188V187H250ZM249 190L251 191L252 189L254 190V188L252 187V189ZM20 189V188H19ZM122 189V188H121ZM209 189V188H208ZM110 190V189H109ZM114 190V189H113ZM179 190V188H178ZM252 190V191H253ZM256 190V189H255ZM254 190V191H255ZM29 191V190H28ZM100 191V190H99ZM112 191V189H111ZM247 191V190H246ZM248 191V193L250 192ZM98 192V191H97ZM104 192V191H102ZM115 192V190H114ZM215 192V191H214ZM256 192V191H255ZM254 192V193H255ZM100 193V192H99ZM178 193V192H177ZM191 193V192H190ZM189 193V194H190ZM252 192H250L249 194H251ZM93 194V193H92ZM101 194V193H100ZM112 194V193H111ZM140 194V193H139ZM89 195V194H88ZM116 195V194H115ZM118 195V194H117ZM122 194H120L121 196ZM209 195V196H208ZM248 195V194H247ZM248 195V196H250ZM255 196V194H253ZM252 195V196H253ZM69 196V195H68ZM103 196V195H101ZM119 196V195H118ZM169 196V195H168ZM180 196V195H179ZM187 196H190V195H187ZM186 196V198H187ZM210 196L212 197L210 199ZM245 196V195H244ZM247 196V197H248ZM250 196V197H252ZM47 197V196H46ZM45 197V198H46ZM124 197V195H123ZM127 197V196H126ZM181 197V196H180ZM246 198V197H245ZM100 199V198H98ZM109 199V198H108ZM113 199V198H112ZM221 199V198H220ZM61 200V199H60ZM125 200V199H124ZM153 200V199H152ZM181 200V199H180ZM197 200L199 201L197 203ZM248 200V198H247ZM253 201V199H251ZM257 200V199H256ZM49 201V200H48ZM95 201V200H94ZM112 201V200H111ZM110 201V202H111ZM162 201H166V200H162ZM239 201V202H240ZM245 201V199H244ZM59 202V201H58ZM153 202V201H152ZM151 202V203H152ZM216 204H215V203ZM246 202V201H245ZM250 202V201H249ZM256 202V201H255ZM45 203V202H44ZM73 203V202H72ZM150 203V204H151ZM156 203V202H155ZM248 203V202H247ZM251 203V202H250ZM253 203V202H252ZM115 204V203H114ZM175 204V203H174ZM161 205V204H160ZM183 205V204H182ZM223 205V204H222ZM185 206V205H184ZM248 206H249V203H248ZM247 206V207H248ZM251 206V205H250ZM256 206V205H255ZM258 206V205H257ZM256 206V207H257ZM253 207V205H252ZM251 207V208H252ZM1 208V207H0ZM3 208V207H2ZM0 209V252L3 251V255L5 257H7L8 255H10V262L13 261V259L17 258V257H20V258H25V256H33V257H38V258H41V256H44L45 255H51L53 257H60V259H65V264H69L70 263V259L73 257L77 258V261H75V263L73 264H130V260L132 261L133 259H131V257H133L136 252H137V248L135 246V244L132 242L131 239H128V238H132V236H129L128 238H124L123 240H119L118 242H115V240H113L114 238H109V240L104 244V245H101L99 247H92L91 249L87 250V252H85V256H83V258H79L80 255L82 254V251H83V248L85 247L84 245L86 244V239L88 238V235L93 232L94 230H99L101 231L102 229L105 228V225L108 222V219L107 220H103V221H100L97 222V225H91V229L88 230V228L81 222L82 220H78L76 218V215H75V219L76 220V223H73V224H70L68 223V219L70 218V221L71 219L74 220V218H71V217H68V219H66V216L65 214L66 213H70V210H71V205L68 203V202H63L61 201L60 202V206H59V209H58V213L52 217V223H51V226H50V229L48 230V235H44L43 236V229L41 227H39L38 229H32V228H29V227H25L21 224V221H20V211H14V213H12L11 211L8 212V210L6 211V208L3 209ZM162 209V208H161ZM248 209V208H247ZM250 209V208H249ZM255 209V208H254ZM138 210V209H137ZM163 210V209H162ZM258 210V209H257ZM256 210V211H257ZM264 210V209H262ZM118 211V210H117ZM136 209L134 208L132 210V213L135 212ZM156 211V210H155ZM160 211V210H159ZM250 211V210H249ZM248 211V212H249ZM153 212V211H152ZM254 213V210L251 211V213ZM260 212H263L264 211H260ZM155 213H158V212H155ZM154 213V214H155ZM160 213V212H159ZM164 213V212H163ZM259 212L255 213V215L257 216ZM161 214V213H160ZM172 214V213H171ZM189 214V212H188ZM250 214V213H248ZM110 215V214H109ZM263 215V214H262ZM65 216V217H64ZM111 216V215H110ZM152 216V215H151ZM185 216V215H184ZM192 216V217H193ZM261 216V215H260ZM259 216V217H260ZM106 217V216H104ZM146 217V215H145ZM174 217V216H173ZM188 217V216H187ZM258 217V218H259ZM99 218H102V217H99ZM111 218V217H110ZM149 218V217H148ZM147 218V219H148ZM152 217H150V220L152 221L151 219ZM160 218V217H159ZM182 218V217H181ZM125 219V218H124ZM123 219V220H124ZM128 219V218H127ZM261 219H264L261 218ZM259 219V220H261ZM110 220V219H109ZM126 220V219H125ZM145 220V219H144ZM148 221L150 222L148 224L147 222V225H145V227L148 225H152L151 221ZM231 220V219H230ZM237 220V219H236ZM84 221V220H83ZM186 221V220H185ZM192 221V222H193ZM254 221V220H253ZM256 221L259 223L258 219L256 218ZM255 221V222H256ZM262 221V220H261ZM260 221V222H261ZM239 222V221H238ZM92 223V222H91ZM124 223V222H123ZM232 223V221H231ZM243 223V224H244ZM262 223H264V221H262ZM155 224V223H154ZM257 224V223H256ZM87 225V223H86ZM142 225V224H141ZM144 225H143V229H146L147 231V228H144ZM234 225V224H233ZM40 226V225H39ZM88 226V225H87ZM150 226L148 227V229L150 228ZM244 226V225H243ZM244 226V227H245ZM43 227V226H42ZM235 227V226H234ZM237 227V226H236ZM257 227V226H255ZM142 228V226H141ZM189 228V226H188ZM242 228V227H241ZM107 229V228H106ZM140 229V228H138ZM183 229V228H182ZM236 229V228H235ZM234 229V231L236 232V230ZM256 229V228H254ZM142 230V229H141ZM175 230V229H174ZM232 232H231V231ZM256 231V230H255ZM255 231H252L254 233H256ZM71 232L72 233V239H67L66 237L69 236V234L71 235ZM81 232H84V235L81 236L80 238H76L74 237L76 235V233H81ZM139 232V231H137ZM182 232V231H181ZM185 232V230H184ZM231 232V233H230ZM75 233V235H74ZM135 233V232H134ZM141 233V232H140ZM176 233V232H175ZM85 234H87V236H85ZM131 234V233H129ZM185 234V233H184ZM67 235V236H66ZM137 235V234H135ZM156 235V234H155ZM246 235V236H247ZM253 235V234H252ZM158 236V235H157ZM86 237V238H85ZM194 237V236H193ZM233 237V236H232ZM235 237V236H234ZM253 237V236H252ZM68 238H71L70 236ZM85 238V239H84ZM161 238V237H160ZM164 238V237H163ZM192 238V237H191ZM111 239V240H110ZM152 239V238H151ZM264 239V238H263ZM134 240V239H133ZM161 240V239H160ZM258 241H260V238L258 239ZM105 242V241H104ZM156 242V241H155ZM182 242V241H181ZM263 242V241H262ZM169 243V242H168ZM184 243V242H183ZM192 243V242H191ZM163 245V244H162ZM260 245H262L264 247V242ZM139 246V244H138ZM250 248H249V247ZM143 247V246H142ZM157 247V246H156ZM164 247V246H163ZM150 248V247H149ZM173 248V247H172ZM148 249V248H147ZM264 249V248H263ZM24 250V251H23ZM162 250V249H161ZM264 251V250H263ZM153 252V251H152ZM180 252V251H179ZM171 253V252H170ZM149 254V253H148ZM181 254V253H180ZM2 255V256H3ZM173 255V254H172ZM176 255V254H175ZM144 256V255H143ZM154 256V255H153ZM157 256V255H156ZM174 256V255H173ZM188 256V255H187ZM4 257V258H5ZM49 257V256H48ZM137 257V256H136ZM135 257V258H136ZM172 257V256H171ZM169 257V259L171 258ZM176 257V256H175ZM173 257V260H175ZM245 257V256H244ZM243 257V258H244ZM147 258V257H146ZM152 258V257H150ZM162 258V257H161ZM235 258V257H234ZM233 258V259H234ZM250 258V259H251ZM264 258V257H263ZM138 259V258H137ZM144 259V258H143ZM177 259V258H176ZM236 259V258H235ZM166 260V259H165ZM168 260V259H167ZM166 260V261H167ZM136 261V260H135ZM229 261V260H228ZM232 261V259H231ZM231 261L229 262L230 264H235L236 262H232ZM45 262V261H44ZM163 262V261H162ZM168 262V261H167ZM240 262V261H239ZM238 262V263H239ZM247 262V261H246ZM245 262V263H246ZM32 263V262H31ZM39 263V262H38ZM56 263H59L58 261ZM135 263V262H133ZM139 263V262H138ZM179 263V262H178ZM259 263V262H258ZM13 264V263H11ZM40 264V263H39ZM42 264V263H41ZM167 264V263H166Z\"/></svg>",
    "mask_w": 264,
    "mask_h": 264
}]
</instances>
